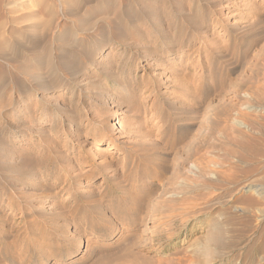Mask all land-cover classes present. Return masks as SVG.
Listing matches in <instances>:
<instances>
[{"label":"rangeland","instance_id":"obj_1","mask_svg":"<svg viewBox=\"0 0 264 264\" xmlns=\"http://www.w3.org/2000/svg\"><path fill=\"white\" fill-rule=\"evenodd\" d=\"M0 264H264V0H0Z\"/></svg>","mask_w":264,"mask_h":264},{"label":"bare ground","instance_id":"obj_2","mask_svg":"<svg viewBox=\"0 0 264 264\" xmlns=\"http://www.w3.org/2000/svg\"><path fill=\"white\" fill-rule=\"evenodd\" d=\"M52 41H53V40H52ZM24 46H25V45H24ZM30 103H31V102H30ZM93 139H94L95 141H97L96 138H93ZM79 185H80V184H79ZM83 185H84V186H83L84 188H91V185H90V184H83ZM88 192H89V191H88ZM192 207H193V206H192ZM192 207H191V208H192ZM145 231H146V228H144V230L141 231V232H145Z\"/></svg>","mask_w":264,"mask_h":264}]
</instances>
